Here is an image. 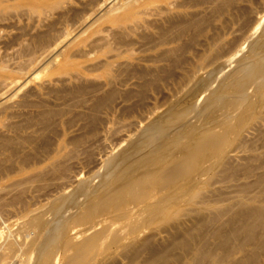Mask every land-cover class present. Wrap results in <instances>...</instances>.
Instances as JSON below:
<instances>
[{
	"label": "bare ground",
	"instance_id": "6f19581e",
	"mask_svg": "<svg viewBox=\"0 0 264 264\" xmlns=\"http://www.w3.org/2000/svg\"><path fill=\"white\" fill-rule=\"evenodd\" d=\"M37 1L0 0V16L15 12L34 20L35 15L53 18L30 40H22L19 52L13 48L16 59L22 61L13 65L8 56L0 57V181H11L16 191L9 201L0 198V214L8 207L19 214L18 229L11 231L8 226L0 242V264H112L118 258L151 264L175 250L190 253L192 260L184 264H196L192 261L202 253L194 239L207 230V219L202 216L216 204L208 199L197 207L202 185L221 183L239 173L233 157L246 149L242 138L255 122L264 121V32L259 25L250 27L251 1L117 0L111 6H107L110 0ZM76 31L85 48L75 51L88 64L78 69L76 62L67 60L61 74L70 81L97 74L95 83L81 82L67 92L87 94L77 105L70 103L75 96L67 100L71 107H81L78 113L65 108L67 101L60 109H49L45 102L31 98L37 94L30 88L13 104L1 102L11 89L8 80L25 72L38 54L55 52ZM214 68L219 77L209 82ZM47 69H54L52 63ZM65 80L64 93L68 89ZM162 88L169 90L175 102L156 116L158 105L148 110L146 100ZM188 99L191 102L182 106ZM139 109H145V117L152 115L149 119L153 120L135 138L121 143L123 148L116 155L106 158L110 170L105 166L101 181L95 179L98 184L84 187L80 181L82 187L79 184L76 191L77 182L76 192L72 189L67 196V181L59 179L74 165L75 161L66 164L67 156L82 143L75 137L67 139L75 121L90 120L103 133H120L133 125ZM59 121L61 129L56 131L54 123ZM51 128L59 132L53 144L37 141L38 135ZM49 175L57 180L54 184L48 181ZM51 184L59 196L46 204ZM238 205L233 213L213 214L211 220L219 226L212 232L218 239L217 249L207 253L205 264H226L231 252H241L235 246L218 252L233 236L226 232V222L220 223L223 215L230 212L245 232L264 228V206L250 208L242 200ZM260 248L256 246L254 254Z\"/></svg>",
	"mask_w": 264,
	"mask_h": 264
},
{
	"label": "rangeland",
	"instance_id": "374dc122",
	"mask_svg": "<svg viewBox=\"0 0 264 264\" xmlns=\"http://www.w3.org/2000/svg\"><path fill=\"white\" fill-rule=\"evenodd\" d=\"M21 1H23L24 3H29V2L37 3L38 2L37 0H21ZM40 1L48 3V4L60 2V0H40ZM250 1H251V3H249V5H250L251 10H252L250 13L251 14L250 17H251V21H252V22H250V27H253L254 25L255 26L259 25L262 32H264V29H263L264 26L262 25V24H264V0H250ZM115 2H117V0H110L108 2L107 6H111ZM254 2H255V4H254ZM12 14H14V15H10L9 13H6V14H2L0 16L2 18V20H0V57H3L6 55L9 57V58L6 57V59L8 61H10L11 63L12 62L14 63L17 60L15 63H18L22 60L19 58L16 59L18 56V53H15L14 51L15 50L17 52L20 51V49L22 47V40H23V42L25 39L30 40L32 38V36H34L37 32L42 31V29H44L43 26L45 25V23H49L51 20H53V18H50L49 20H47L43 16L39 17V16L35 15V16H33V17H35V20H36L35 21L31 17L29 18V17H26L24 15H17L15 12H13ZM10 16H12V17H10ZM14 16H16V17L14 18ZM7 18H8V20H7ZM249 20H250V18H249ZM8 25H10L9 28H8ZM12 25H14V26H12ZM22 26L23 27L25 26V27L23 28ZM20 29H22V30H20ZM24 30H25V32H24ZM28 31H30V32H28ZM22 33L23 34L27 33V34H25V36H24V35H22ZM17 34L21 35V36L20 35L18 36L20 38L16 37ZM29 34H31V36ZM77 34H78L77 31L73 32L67 38V40L61 46H59V48L55 52L50 53V55L47 54L49 52L44 53V54H42V53L38 54L37 60H35L33 65H31L29 68H27V70L25 72H23L22 74H19V76L14 78V79L8 80L7 81V83L9 84L8 89H10V88L11 89L7 93L8 97L2 98L1 102H4L6 104H13L14 102L20 100L19 97H21V96L24 97L23 93L25 92V94H27L26 90L28 92V91H30V89H31L30 92H35L34 94H37V95H34L32 93L34 96H31V98L45 102L49 109H51V108H53V109L62 108L63 103H65V101L70 99L71 98L70 96H75V97H74V99H70L71 102L67 101L66 104L68 102H70V103L73 102L74 104L77 102V104H78V103H80L79 100L82 99V97L84 98V96H85V98H86L87 94L86 95H84V94L83 95H70V94L68 95L67 92L69 93V91H70L69 88L72 89L74 85L76 87H78L77 85L81 84V82H82V84L86 83L88 85L90 83H95L97 80H95L94 78L96 77L97 74H94V75H86L85 74V77L81 81L78 80L79 82L77 80L76 81L75 80H73V81L65 80V77H63V75L61 74V72L65 68V63H66L65 61H67V60H73L74 62H76V64H77L76 68H78V69L79 68L82 69L81 68L82 66H85L88 64L84 61V58H80L79 52L76 53V51H75L76 49H78L80 51V50H83V48H85V45L80 44V40H79V38H77V36H78ZM16 38H18V40ZM8 39H10V40H8ZM13 40H14V44L10 43ZM2 42H5V43L9 42V44L5 45ZM10 44H12V45H10ZM4 46H6V47H4ZM7 46H8V48H7ZM18 46H19V48H18ZM81 46H82V49H81ZM13 48H15L14 51H13ZM8 52H9V54H11V56L8 54ZM13 52L16 54L15 55L16 57L14 56ZM4 53H6V54H4ZM39 56H41V57H39ZM10 58H11V60H9ZM15 63L13 65H15ZM51 63H52V66L54 69L48 70L47 68H49V65ZM235 66H236V64L233 66H230L229 70L233 69ZM215 73H217L218 75L214 76ZM219 73L220 72H215V68H214V70H212L209 74V75H211V77L208 79V81L211 82L214 79H216L217 76L219 77ZM203 75H205V73ZM220 78H221V76H220ZM62 80H65V83H63L64 87L68 88V89L66 88L68 91L65 90L66 93H64V88L62 87ZM11 83H13V84H11ZM45 84H47V85L45 86ZM12 85H13V87H11ZM41 85H43L42 91H40V89L42 88ZM46 87H47V89H46ZM58 88L59 89L61 88V89L59 90ZM54 89H55V91H54ZM50 90H52L53 93L50 92ZM62 90H63V93H62ZM58 92H61L62 95L63 94L64 95L67 94V95L61 97L62 96L61 93H58ZM15 93H17L16 96L11 98V95L13 96V94H15ZM43 93H45V94H43ZM88 93H89V91H88ZM162 93H164L166 95H164ZM67 96H69V98ZM88 97H89V94H88ZM77 99H78V101H77ZM188 101L189 102L183 101L181 103V105L183 106L186 103L189 104L191 102L190 99H188ZM173 102H175V101L172 100L171 96L169 95V90L162 88L156 94H152V96H149V98L146 100V106H147L146 108L148 110H151V109L153 110L155 108V105H158L157 112H156L157 114L155 113L157 116V115L162 114V112L164 113L168 109V107H170L172 105ZM59 103H61L62 106ZM77 104H75V105H77ZM71 105L68 103V106H66V107L64 106V107L66 109L70 108V109L75 110L74 113H78L81 110V107H75V106L71 107ZM181 105H179V106H181ZM1 107L2 106H0V108ZM145 113H146L145 109H139V111L136 115L137 118L132 119V121H131V124H133V125L122 129V131L120 133H116V132H114V133L112 132L109 134L103 133L100 129V125L99 124H92L93 125L92 126L91 125L92 122L90 120L75 121V123L77 125L69 130V133L67 135V139L73 140L72 137H75L74 140L80 139L81 141H79V142L84 143L85 142L84 140H86V142H85V144H82V143L79 144V146L75 148V151L73 154L71 152L69 153V156L72 154L71 155L72 158H70L71 156L70 157L67 156L68 162L66 164L68 166H70V163L72 165V163L74 161L75 162H74V165L71 166L72 168L70 167L71 170L66 174V176L63 179H59L60 181H63L62 183L67 181V183L65 185L66 188L64 191V192L67 191L66 195L68 194V192L70 194L72 193L71 191L76 186L77 182H79L77 184V187H78V185L80 184V181L83 182L82 186H84L86 184H88L90 186H93V185L95 186L96 184L99 183L97 181H101L100 177L106 173V171H105L106 168H107V171L110 170V168L108 167V164H109L108 159L112 158V156L116 155L117 151L118 152L120 151V148H123L121 143L122 144H123V142L126 143L132 137L135 138L134 135H137L138 132H140V130H142L145 127V125L147 126L153 120L154 117L149 119L150 117H152V115H149L150 117L147 118L148 116L145 117L146 116ZM76 115L77 114H74L73 116H71V118L76 116ZM103 116L105 117V115H103ZM67 119L68 118H65L64 121H66ZM15 121H17V120H14L13 123H15ZM60 121L54 123L55 128H53V129H55V130L61 129V126H60L61 122ZM18 122H20V120H18ZM57 123L59 126L57 125ZM83 124H85V125H83ZM81 125H82V127H81ZM51 126H53V125H51ZM256 126L259 129L256 128ZM260 126H262V127H260ZM115 127L119 128L120 125L117 123V125ZM79 128H83V129L79 130ZM130 129L132 130V132H129V131H131ZM252 129L250 130L249 133H247L242 138V139H245L243 143L246 145V149L242 150V151H241V149L238 150V152H237L238 158L233 157V164L235 167L238 168L239 173L235 177L230 178L228 180H225L221 183L212 184V182L206 181L202 185V188H201L203 191L199 190L200 193L198 194L197 201H196L197 207H199L200 204L203 203V201H208V199H211L213 202H216V204L211 209V211L207 212L204 216H202L205 219H207V223H206L207 228L206 229L208 231L205 230V233L203 235L196 236L194 239L195 248L196 249L199 248L198 251H200L202 253V255L196 256V259H194V261H192L193 263L195 262L196 264H205L207 253L212 251V250L217 249L218 239L215 236H212V232L215 228H217L219 226H217L218 224L216 225L212 222L211 219H212L213 214H215L218 211H226V210L229 211V210H231V213L237 211L239 208L238 202L240 200L250 203V208L254 205L264 206V184H263L264 183V180H263L264 179L263 178L264 177V155H263L264 154V121L255 122L252 125ZM52 130L50 131L48 129V131H46L44 134L38 135L37 141H39V142L45 141L44 144H49V143L53 144L55 142L54 140H56L59 132L55 133L57 130L56 131L53 130L54 132ZM262 131H263V133L261 134L260 132H262ZM82 133H84V135ZM10 134L13 135L12 133H10ZM78 134L79 135L82 134V135H80L78 137ZM19 135L21 136V132ZM46 135H48L50 137H48V136L46 137ZM76 135H77V137H76ZM259 135L261 136V138H259L260 137ZM20 136H18L17 139H19ZM20 138L21 139H19V141L17 140L18 142H21L22 136ZM49 138H52V140L49 141L50 140ZM82 139H83V141H82ZM41 140H43V141H41ZM46 140L49 142L46 143L47 142ZM252 140H254V141H252ZM125 143L123 145H125ZM250 143H252V145ZM261 143H262L263 147L259 145ZM89 145H91V146H89ZM250 146H251V148H250ZM72 147H73V145H72ZM83 147H85L86 151L81 152V150H84ZM79 149H80V151H79ZM77 151H79V152H77ZM81 153L83 154L82 156H81ZM76 155H77V157H76ZM108 156H110V157L108 159H106ZM244 158H247V159L244 160ZM248 158L251 160V162H247L249 160ZM257 158H259V159L257 160ZM107 160H108V163L106 162ZM261 162H262V164H261ZM104 163H105V165H104ZM43 166L49 167V164L45 163ZM105 166H106V168H105ZM104 171H105V173H104ZM101 173H104V174L100 175ZM260 174H262V176L258 177V175H260ZM52 177L53 176L49 175L48 181H53L52 183L54 184L57 180L52 179ZM237 178H238V180H237ZM95 179L97 180L96 183H95ZM233 179H235V180H233ZM262 180H263V182H261ZM260 182L263 184V186L260 185L261 184ZM10 183H11V181H0V198L3 199L2 200L3 202L9 201V199H11L16 194V191L14 189H12V187L10 186ZM53 184H51V186L46 190L48 192L51 190L50 197L47 200H44V203H46V204H49V201L51 199L53 200L54 198L59 196V194L56 191H53V189H54ZM239 185L241 187H239ZM80 186H81V184H80ZM244 186L247 188V191L246 192L245 191L240 192V189H242ZM250 186H251V189H250ZM77 187L75 188L76 191L79 190V188H81V187H78V189H77ZM248 187H249V189H248ZM75 189H73V190L75 191ZM75 192H73V193H75ZM221 192H223V193H221ZM218 198H220V200ZM225 198H226V200H224ZM229 198H231V199H229ZM257 198H258V200H257ZM252 199L256 200V201H253ZM52 200L50 201V203L53 202ZM258 201H259V203H258ZM231 213L229 212V214L223 215L221 220H220V223L226 222V224L228 225V227L226 228V232L230 235L233 234V236L230 238V240L227 241L226 247L224 249H218V252L223 253L224 250H226L232 246H235L237 248L241 247V252H239L235 255H232V252H231V254L229 256V260L227 261L226 264H235L236 262H239V261H243L245 263H250V264H253V263L264 264V228L254 227L250 232H245L243 225L240 222L232 220V218H231L232 214ZM18 216H19V214L15 211V209L10 208V207L5 208L4 212L0 214V233L3 232V236H0V242L4 238V233H7L9 231V229L7 228L8 226L9 227L12 226L10 229L11 231H15L18 229V226H19ZM1 228H4V229H1ZM3 230H5V231H3ZM164 235L166 237L168 236L167 233H165ZM208 237H209V239H206ZM204 239H206V240H204ZM256 246H261L260 252L258 254H254V252H255L254 249ZM177 253H178V255H177ZM167 256H168V258H167ZM191 260H192V258H191L190 253H186V252H183L181 250L180 251L175 250V251H172L171 254L166 255V257L161 259V261L156 260V261L151 262V264H184V263H187V261H191ZM141 262H142V260L130 262V260H128V259L122 260L121 258H118V259L114 260L112 264H119V263L120 264H143ZM63 263L64 262H62V264ZM189 264H191V263H189Z\"/></svg>",
	"mask_w": 264,
	"mask_h": 264
}]
</instances>
